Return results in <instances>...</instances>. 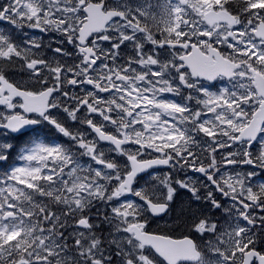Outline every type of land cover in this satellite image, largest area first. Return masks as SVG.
<instances>
[{
    "label": "snow or ice",
    "instance_id": "snow-or-ice-1",
    "mask_svg": "<svg viewBox=\"0 0 264 264\" xmlns=\"http://www.w3.org/2000/svg\"><path fill=\"white\" fill-rule=\"evenodd\" d=\"M0 24V264H264V0H5ZM181 195L193 235L149 231Z\"/></svg>",
    "mask_w": 264,
    "mask_h": 264
},
{
    "label": "flooded vegetation",
    "instance_id": "flooded-vegetation-1",
    "mask_svg": "<svg viewBox=\"0 0 264 264\" xmlns=\"http://www.w3.org/2000/svg\"><path fill=\"white\" fill-rule=\"evenodd\" d=\"M17 111H19V109H17ZM164 218H160V219H154L153 222L150 223L149 226V231H151L152 226H154L155 223L162 221Z\"/></svg>",
    "mask_w": 264,
    "mask_h": 264
},
{
    "label": "rangeland",
    "instance_id": "rangeland-1",
    "mask_svg": "<svg viewBox=\"0 0 264 264\" xmlns=\"http://www.w3.org/2000/svg\"><path fill=\"white\" fill-rule=\"evenodd\" d=\"M0 139H2V137H0ZM257 171L258 172H264V170H260V169H257ZM260 180H264V177L260 178ZM216 218H219L221 223L223 222V215L221 217L217 216Z\"/></svg>",
    "mask_w": 264,
    "mask_h": 264
}]
</instances>
